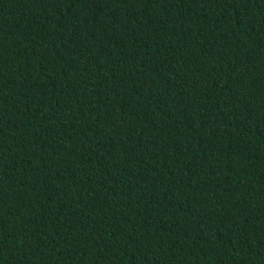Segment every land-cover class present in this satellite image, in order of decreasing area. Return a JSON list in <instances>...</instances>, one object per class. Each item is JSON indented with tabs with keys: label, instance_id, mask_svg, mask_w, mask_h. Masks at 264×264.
Masks as SVG:
<instances>
[{
	"label": "trees",
	"instance_id": "16d2710c",
	"mask_svg": "<svg viewBox=\"0 0 264 264\" xmlns=\"http://www.w3.org/2000/svg\"><path fill=\"white\" fill-rule=\"evenodd\" d=\"M0 264H264V0H0Z\"/></svg>",
	"mask_w": 264,
	"mask_h": 264
}]
</instances>
